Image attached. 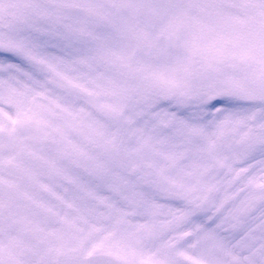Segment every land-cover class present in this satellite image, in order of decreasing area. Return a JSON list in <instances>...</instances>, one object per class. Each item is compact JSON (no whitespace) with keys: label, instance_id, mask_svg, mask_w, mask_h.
<instances>
[{"label":"snow or ice","instance_id":"obj_1","mask_svg":"<svg viewBox=\"0 0 264 264\" xmlns=\"http://www.w3.org/2000/svg\"><path fill=\"white\" fill-rule=\"evenodd\" d=\"M0 264H264V0H0Z\"/></svg>","mask_w":264,"mask_h":264}]
</instances>
